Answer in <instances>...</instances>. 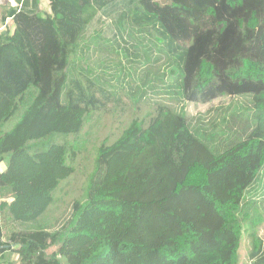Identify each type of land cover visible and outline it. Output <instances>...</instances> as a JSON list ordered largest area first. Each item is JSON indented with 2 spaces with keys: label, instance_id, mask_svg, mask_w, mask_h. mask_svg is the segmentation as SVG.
Masks as SVG:
<instances>
[{
  "label": "trees",
  "instance_id": "1",
  "mask_svg": "<svg viewBox=\"0 0 264 264\" xmlns=\"http://www.w3.org/2000/svg\"><path fill=\"white\" fill-rule=\"evenodd\" d=\"M126 20L165 46L164 92L181 102L96 144L82 195L48 228L93 109L74 61ZM0 21L20 55L0 56V264H264V199L245 195L264 170V0H9Z\"/></svg>",
  "mask_w": 264,
  "mask_h": 264
},
{
  "label": "rangeland",
  "instance_id": "2",
  "mask_svg": "<svg viewBox=\"0 0 264 264\" xmlns=\"http://www.w3.org/2000/svg\"><path fill=\"white\" fill-rule=\"evenodd\" d=\"M8 5L9 0H0V10ZM42 7L46 9L47 5L42 2ZM95 12L93 5L86 6L82 12L83 20L89 21ZM112 24L113 31L105 32L107 40L106 37L101 38L99 43L91 46L85 57L74 61L76 72L81 68L82 74L78 75H81L85 87V104L90 103L93 109L76 137L79 150L75 171L59 183L53 202L40 218V223L48 228H56L67 216L71 201L82 195L86 177L93 166L96 144L106 137L112 142L133 118L142 119L153 114L157 105L173 108L181 102L179 97L164 92L166 85L174 79L167 67L165 46L156 45L152 35L145 33L143 28L132 26L127 20L119 25ZM7 26L9 33L13 35L15 25L11 19L7 20ZM8 52H16L17 57H20L15 46L0 44V56L11 57ZM236 100L221 96L211 103L222 102L235 107L238 104ZM207 106V103L187 102L186 114L188 117L202 116ZM60 136L64 135L54 134L51 140L60 142ZM9 156L10 153L3 155L0 170H5ZM67 163H71L69 158ZM245 193L250 199H264V170L259 180ZM241 224L242 239L245 240L251 225L246 220H242ZM13 257L15 254H7L9 262L16 261Z\"/></svg>",
  "mask_w": 264,
  "mask_h": 264
},
{
  "label": "crops",
  "instance_id": "3",
  "mask_svg": "<svg viewBox=\"0 0 264 264\" xmlns=\"http://www.w3.org/2000/svg\"><path fill=\"white\" fill-rule=\"evenodd\" d=\"M0 24H1V27H2V29H3V25H2V23H1V21H0ZM6 26H7V21H6ZM7 27H8V26H7ZM2 29H0V31H1ZM7 254H11V251L7 250V251L4 252V258H3V260L9 262L8 259H7ZM13 258L16 259V258H17L16 255H15V257H13Z\"/></svg>",
  "mask_w": 264,
  "mask_h": 264
},
{
  "label": "bare ground",
  "instance_id": "4",
  "mask_svg": "<svg viewBox=\"0 0 264 264\" xmlns=\"http://www.w3.org/2000/svg\"><path fill=\"white\" fill-rule=\"evenodd\" d=\"M189 116V115H188Z\"/></svg>",
  "mask_w": 264,
  "mask_h": 264
}]
</instances>
